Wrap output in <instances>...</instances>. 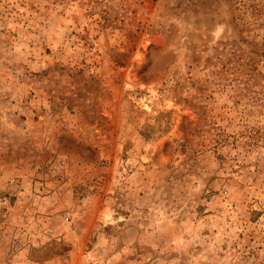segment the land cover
<instances>
[{"label":"rangeland","instance_id":"rangeland-1","mask_svg":"<svg viewBox=\"0 0 264 264\" xmlns=\"http://www.w3.org/2000/svg\"><path fill=\"white\" fill-rule=\"evenodd\" d=\"M0 264H264V0H0Z\"/></svg>","mask_w":264,"mask_h":264}]
</instances>
